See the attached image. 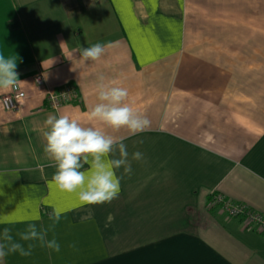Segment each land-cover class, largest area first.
<instances>
[{"label":"crops","instance_id":"1","mask_svg":"<svg viewBox=\"0 0 264 264\" xmlns=\"http://www.w3.org/2000/svg\"><path fill=\"white\" fill-rule=\"evenodd\" d=\"M109 42L99 61L74 51ZM0 54L17 62L24 93L7 110L12 91L0 92V237L7 228L32 245L4 264H264V231L212 199L264 216V0H0ZM101 76L129 90L149 129L89 119ZM65 90L74 95L50 101ZM50 114L126 137L130 160L143 154L111 203L56 188ZM33 223L59 252L20 240Z\"/></svg>","mask_w":264,"mask_h":264},{"label":"clouds","instance_id":"2","mask_svg":"<svg viewBox=\"0 0 264 264\" xmlns=\"http://www.w3.org/2000/svg\"><path fill=\"white\" fill-rule=\"evenodd\" d=\"M112 46L111 42L96 43L74 51L79 52V59L83 64L99 61L106 49ZM52 63L53 60L48 67ZM16 67L14 59L0 54V92L17 89L22 83L18 79ZM99 81L96 86L97 102L89 109L90 120L99 121L112 130L126 129L129 135H137L150 128L151 121L127 102L129 90L126 87L115 82L105 83L102 76ZM44 126L47 130L43 132V150L51 161L49 166L55 167L52 181L60 191L74 194L81 205L111 203L120 193L121 180L132 173L131 160L143 159V154L139 151L132 153L131 160L129 159L127 145L123 143L126 137L109 135L99 127L84 126L79 119L68 114H50L44 121ZM85 165H88L87 169ZM120 169H123V173L117 175V170ZM62 215L63 210L55 208L49 219L55 224ZM88 218H91V214L81 219ZM113 220L114 216L110 213L105 227ZM19 236L22 241H38L41 246L60 251L56 239L49 240L47 230H38L34 223L29 224L27 230ZM31 247L29 244L28 250H25L20 242L13 239L9 229L5 228L0 237V264H4L5 257L10 253L30 255Z\"/></svg>","mask_w":264,"mask_h":264},{"label":"built area","instance_id":"3","mask_svg":"<svg viewBox=\"0 0 264 264\" xmlns=\"http://www.w3.org/2000/svg\"><path fill=\"white\" fill-rule=\"evenodd\" d=\"M23 95L24 93L21 91L20 87L12 90L9 94L4 95L2 97V104L4 108L7 110L18 108L19 100L23 97ZM72 95H74L73 92L65 90L59 93V95L50 94L49 99L52 102L58 103L59 100H68ZM212 199L213 202L222 204L224 211L229 216H240L245 222L255 225V227L260 231H264V216L262 214L253 212L243 205L225 201L220 194L213 195Z\"/></svg>","mask_w":264,"mask_h":264}]
</instances>
